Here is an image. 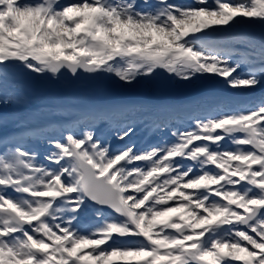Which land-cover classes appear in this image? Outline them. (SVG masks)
Returning <instances> with one entry per match:
<instances>
[{"label": "snow or ice", "instance_id": "6c2138e0", "mask_svg": "<svg viewBox=\"0 0 264 264\" xmlns=\"http://www.w3.org/2000/svg\"><path fill=\"white\" fill-rule=\"evenodd\" d=\"M244 23L264 25V0H0V129L22 119L3 109L26 73L132 84L162 69L264 88V37L231 38ZM107 115L123 113L46 136L43 160L29 133L0 134V264H264V95L218 103L141 151L102 139Z\"/></svg>", "mask_w": 264, "mask_h": 264}, {"label": "rangeland", "instance_id": "374dc122", "mask_svg": "<svg viewBox=\"0 0 264 264\" xmlns=\"http://www.w3.org/2000/svg\"><path fill=\"white\" fill-rule=\"evenodd\" d=\"M190 1L191 3L194 2V0ZM62 2L67 3L69 1L64 0ZM170 2H176V0H170ZM168 77L176 86L174 94L169 98L170 106L173 109L175 105L182 107L181 113L185 116L184 118L181 116L183 119H173L170 124L168 122L160 123L156 119L147 129L145 128L148 134L146 141L136 149L137 151L144 150L152 145L162 144L165 141L171 142L173 140L170 134L172 130L190 127L189 121L193 116L196 114H209L218 104L216 101L218 99L222 100L219 104H226L228 98L232 97L235 102L255 97L258 92L256 89L251 92L231 89L224 81L220 84L221 79L212 75L198 76L190 81L178 79L170 74H168ZM155 79L156 75L154 74L151 77H138L132 84H125L113 75L99 74L93 87L81 83L75 86L74 92H70L66 82L60 77L54 78L50 74L42 76L33 73L20 74L9 81L15 88L11 92L8 91L9 86L7 87L12 103L7 105L3 111L13 113L12 106L19 105L20 111L14 114L24 112V119L35 126L34 133L38 134L33 136L32 140H28V143L33 147V141L38 140L40 145H45L46 152L49 151V148L45 143V137L70 126L73 122L70 121L69 123L67 119L74 111H81L83 116L89 113L103 114L119 111L123 115L114 117L107 115L113 121L105 129L104 133H107V137L104 140L114 142V148H121L135 141L138 134L131 135L124 141L117 140L113 129L116 127L118 123L116 120L119 117L127 114H133L136 117L138 111L146 106H156L157 113L160 111L159 104L163 99L154 89ZM201 84H207L206 93L210 91L207 96L206 93L199 97L192 94L189 99L184 96L187 95L185 93L186 88L193 90ZM167 100L165 99V101ZM195 104L206 105V110H194ZM209 104L212 105V108L209 107ZM223 146L224 148L232 147L228 141L223 142ZM9 194L16 195L15 193ZM91 208L94 209V206H91Z\"/></svg>", "mask_w": 264, "mask_h": 264}, {"label": "water", "instance_id": "95a60500", "mask_svg": "<svg viewBox=\"0 0 264 264\" xmlns=\"http://www.w3.org/2000/svg\"><path fill=\"white\" fill-rule=\"evenodd\" d=\"M158 80L156 82V89L162 93L164 97H168L174 90L173 85L170 83L169 78L167 77L166 71L160 69L157 71ZM60 76H63L62 79L67 81L68 88L73 90L76 85L81 82H86L87 84L93 86L94 81L97 78V75H90L87 73L81 74L79 78L73 77L70 73L64 72ZM205 88V87H204ZM194 93H200V90H192Z\"/></svg>", "mask_w": 264, "mask_h": 264}, {"label": "trees", "instance_id": "16d2710c", "mask_svg": "<svg viewBox=\"0 0 264 264\" xmlns=\"http://www.w3.org/2000/svg\"><path fill=\"white\" fill-rule=\"evenodd\" d=\"M247 24V26H245ZM253 24L244 23L237 27L233 31L231 38L234 40H248V39H260L264 37V25L258 28L253 27Z\"/></svg>", "mask_w": 264, "mask_h": 264}, {"label": "bare ground", "instance_id": "6f19581e", "mask_svg": "<svg viewBox=\"0 0 264 264\" xmlns=\"http://www.w3.org/2000/svg\"><path fill=\"white\" fill-rule=\"evenodd\" d=\"M177 2H178V1H177ZM245 26H247V24H246ZM252 26L258 28L259 26H263V25H261V24H253ZM8 91H11V92H12V89H8ZM18 107H19V105H18ZM27 133H29L30 136H32V135H37V133H31L30 131L27 132Z\"/></svg>", "mask_w": 264, "mask_h": 264}]
</instances>
